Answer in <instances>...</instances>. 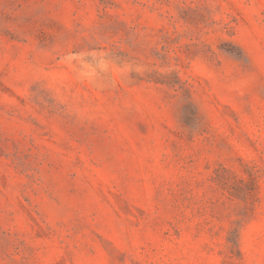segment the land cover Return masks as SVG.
I'll return each instance as SVG.
<instances>
[{
  "label": "rangeland",
  "instance_id": "1",
  "mask_svg": "<svg viewBox=\"0 0 264 264\" xmlns=\"http://www.w3.org/2000/svg\"><path fill=\"white\" fill-rule=\"evenodd\" d=\"M0 264H264V0H0Z\"/></svg>",
  "mask_w": 264,
  "mask_h": 264
}]
</instances>
